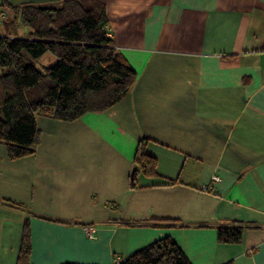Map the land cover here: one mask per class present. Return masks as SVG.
<instances>
[{"label":"crops","instance_id":"obj_1","mask_svg":"<svg viewBox=\"0 0 264 264\" xmlns=\"http://www.w3.org/2000/svg\"><path fill=\"white\" fill-rule=\"evenodd\" d=\"M84 1L103 5L136 80L103 111L36 114L30 154L0 143V264H15L25 218L30 264H113L166 235L192 264H264V0ZM141 138L156 174L137 167L131 185ZM230 222L240 242H218Z\"/></svg>","mask_w":264,"mask_h":264},{"label":"trees","instance_id":"obj_2","mask_svg":"<svg viewBox=\"0 0 264 264\" xmlns=\"http://www.w3.org/2000/svg\"><path fill=\"white\" fill-rule=\"evenodd\" d=\"M0 7H6L10 14L0 18V143L8 157L33 152L38 140L36 114L73 121L85 113L111 107L130 91L136 71L106 35L102 4L62 0L12 5L1 0ZM21 24L28 30L20 33ZM46 52L54 62L36 68V59ZM144 141L141 138L138 142L134 166L146 175H155V158L145 152ZM243 229L239 222L217 226L216 239L238 243ZM31 247L29 220L25 218L15 264H30ZM113 264L192 263L166 235Z\"/></svg>","mask_w":264,"mask_h":264},{"label":"built area","instance_id":"obj_3","mask_svg":"<svg viewBox=\"0 0 264 264\" xmlns=\"http://www.w3.org/2000/svg\"><path fill=\"white\" fill-rule=\"evenodd\" d=\"M4 15H5L4 11L1 10L0 11V18L4 17ZM103 28L105 30L106 35L110 36L109 30L105 26ZM219 181H220V176L215 173V174L210 176L209 181L207 183L201 184L200 189L203 191H212L214 185L216 183H218ZM86 234L88 237L94 238V236H95L94 228L93 227L86 228ZM118 261H119V259L115 260V262H118Z\"/></svg>","mask_w":264,"mask_h":264},{"label":"rangeland","instance_id":"obj_4","mask_svg":"<svg viewBox=\"0 0 264 264\" xmlns=\"http://www.w3.org/2000/svg\"><path fill=\"white\" fill-rule=\"evenodd\" d=\"M55 58L51 55L50 52L44 53L41 57L36 59L35 66L38 69H41L42 66L51 65L54 62Z\"/></svg>","mask_w":264,"mask_h":264},{"label":"water","instance_id":"obj_5","mask_svg":"<svg viewBox=\"0 0 264 264\" xmlns=\"http://www.w3.org/2000/svg\"><path fill=\"white\" fill-rule=\"evenodd\" d=\"M135 169H136V167L133 166L132 169H131V171H130V178L131 179H133V173H134Z\"/></svg>","mask_w":264,"mask_h":264}]
</instances>
